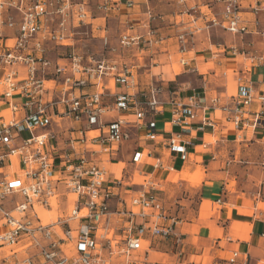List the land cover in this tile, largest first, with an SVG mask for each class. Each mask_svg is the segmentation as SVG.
I'll return each instance as SVG.
<instances>
[{"label": "built area", "instance_id": "1", "mask_svg": "<svg viewBox=\"0 0 264 264\" xmlns=\"http://www.w3.org/2000/svg\"><path fill=\"white\" fill-rule=\"evenodd\" d=\"M120 1L97 0L96 7L106 12L111 3ZM216 1L221 7L219 18L214 16L201 27L186 26L177 35L180 52L187 50L186 44L196 32L213 26L232 35L249 33L250 24L256 26L257 20L243 18L246 7L253 15H264V0H253L247 6L242 0ZM174 2L182 7L186 0ZM133 4V0L125 1L129 8ZM91 12L88 0H0V28L15 31L10 38L0 31V94L8 110L6 117L0 115V252L6 249L7 254L1 259H9L12 264H109L112 257L125 259L127 264H156L149 262L145 253L142 257L135 255L142 250L147 234L180 242L176 228L181 220L167 213L154 192L119 197L123 208L111 210L109 201L122 180L107 176L92 157L96 149L90 153L83 150L85 145H92L111 157L129 139L130 126L124 118L103 122L110 111L128 113L133 109L134 119L147 129V139L158 137L155 122L148 120L147 115L155 111L159 88L151 85L148 99L137 101L138 81L133 65L72 48L74 29L90 24ZM182 12L190 15L192 22L206 16L195 1ZM147 13V20L142 23L145 32L121 33L118 48L152 47L159 41L151 23L162 19V15L151 10ZM101 39L103 46L108 47V37L103 35ZM49 44L70 48L64 56L65 63L52 64L45 54ZM118 48L111 46L109 50L115 52ZM228 50L237 53L236 47ZM252 59L263 61L264 48ZM17 66L24 68L21 74ZM104 77L125 89L115 95L112 104L102 102ZM247 82L238 84L230 106L221 104L216 94L207 105L206 97L197 92L174 102L170 123L180 130L166 139L167 148L185 156L192 139L184 140L183 135L190 132L198 111L208 106L227 110L233 126H243L246 108L253 102L264 104V94L256 93ZM91 86L96 88L89 90ZM53 116L78 125L70 127L78 135L70 139L74 145L62 158L54 150L57 132L52 127ZM253 124L258 125L259 119ZM204 126L202 120L196 128L203 130ZM36 130L40 132L35 134ZM24 131L30 136L20 139ZM139 157L140 152L136 151L132 161ZM158 164L157 161L154 168ZM69 194L75 197L69 212L50 222L42 221L38 209L49 211L53 203L66 202ZM8 197L11 199L6 203ZM17 245L27 252L25 256H17ZM227 261L246 264V256L233 251Z\"/></svg>", "mask_w": 264, "mask_h": 264}, {"label": "crops", "instance_id": "2", "mask_svg": "<svg viewBox=\"0 0 264 264\" xmlns=\"http://www.w3.org/2000/svg\"><path fill=\"white\" fill-rule=\"evenodd\" d=\"M88 1L92 19L90 24L74 29L70 40L72 48L76 52H95L100 58L117 59L133 65L138 81L137 101L148 99L151 85L159 88L155 94V111H149L147 115L148 120L155 122L154 132L158 135L155 140L147 139V129L134 119L133 109L128 113L110 111L104 115L103 122L124 118L130 126L129 139L123 141L111 157L92 145H85L83 149L87 153L96 149L92 157L105 169L107 176L122 180L109 201L111 210L123 208L119 197L128 198L136 192L151 191L162 196L165 209L171 212L177 209L181 216L176 228L179 243L176 244L174 238L161 240L147 234L142 250L135 255L142 257L145 253L147 260L156 264H229L227 260L231 253L237 251L246 256V264H264V104L251 103L243 115L246 120L239 128L233 126L227 110L210 106L199 110L190 132L183 135L184 140L192 139L184 157L171 152L165 142L180 130L170 123L173 103L184 100L193 92L204 95L207 105L208 99L216 94L220 96L221 104L228 106L232 105V97L238 92L240 82L249 81L256 93L264 94V60H250V57L260 55L264 48V15L261 12L253 15L246 7L243 18L257 20L256 26L250 24L249 33L237 35L239 39L236 40L235 35L223 31L230 36L219 43L211 37L216 30L213 26L196 32L191 39V49L180 52L179 31L191 25L201 27L214 16L219 18L221 7L216 0H186L182 7L177 4L178 7H171L172 3H167V0H133L130 8L125 5L126 0H121L119 4L111 3L106 12L97 9V0ZM194 1L206 16L197 17L192 22L191 16L182 11ZM208 1L209 5L205 4ZM252 1L242 0V4L247 6ZM149 10L162 15V19L151 23L159 41L152 47L141 45L124 49L127 55L125 51L111 52L109 47L114 46L113 40L118 45L121 33L145 32L142 23L147 20ZM110 20L117 24L118 32L114 34ZM0 31L6 38L15 33L6 28H0ZM82 34L87 37L80 36ZM103 35L108 37V47L102 44ZM97 40L101 42L100 50L93 46ZM237 45L242 51L230 53L228 49H237ZM68 49L49 44L45 54L52 64H63ZM192 50L193 57L185 62L182 60V69L173 65L177 54L185 55ZM17 70L21 74L24 68L17 66ZM190 72H195L199 79L186 80ZM238 78H241L240 82ZM102 82L105 87L104 104H112L115 95L125 91L117 82L110 86L109 77H104ZM95 88L91 86L88 89ZM7 111L0 94V115L6 117ZM256 118L259 119L258 125L253 124ZM52 120L53 130L57 132L55 154L62 158L74 145L70 139L78 135L76 131H70V127L78 125L55 116ZM202 120L205 126L199 130L196 127ZM24 132L26 135L21 136L22 132L20 139L30 136V132ZM39 132L36 130L34 133ZM136 151L140 152V157L133 162ZM157 161L159 164L154 168ZM185 168L192 174L200 170L202 178L198 184L179 177ZM66 196V202L53 203L49 211L38 209L42 221L50 222L57 215L69 212L75 204V197ZM17 249L18 257L26 255L27 252L19 245ZM6 251L0 252V264H12L9 259H1ZM114 258L109 260V264ZM33 260L36 261L35 258Z\"/></svg>", "mask_w": 264, "mask_h": 264}, {"label": "rangeland", "instance_id": "3", "mask_svg": "<svg viewBox=\"0 0 264 264\" xmlns=\"http://www.w3.org/2000/svg\"><path fill=\"white\" fill-rule=\"evenodd\" d=\"M172 3V5H171V7H173V5H174V7H178L176 4H175V2H173L172 0H167V3ZM208 3V5H209V3H210V1H208L207 2ZM94 8V7H93ZM204 10H205V7L203 8ZM95 11H96V8H95ZM243 11H244V9H243ZM99 12V11H98ZM109 25H110V29H111V32H112V34H114V33H116V32H118V30L116 29L117 28V24H116V21H114V20H110V22H109ZM214 28H216V30L215 31H213V34L211 35V37L214 39V41H216V42H219V43H223L224 41H226L227 39H229V34H226V33H224L223 31L224 30H222L219 26H215ZM184 30V28L183 29H181L180 31H179V33L180 32H182ZM205 31L206 30H209V29H204ZM80 36H83V37H87L85 34H82V35H80ZM114 36V35H113ZM235 38H236V40H238L239 38H238V36L237 35H235L234 36ZM192 42L191 41H189L187 44H186V49H191V44ZM237 44H238V42H237ZM113 45L116 47L117 46V48H118V45H117V41L116 40H113ZM93 46L97 49V50H100V47H101V42L100 41H94L93 42ZM117 51H119V52H122L123 53V51H125V53L124 54H126L127 55V50H124L123 48H118L115 52H117ZM240 52V51H242V49H239V46L237 45V52ZM99 52V51H98ZM194 53V51L192 50V51H190L188 54H185V55H182V54H177L176 55V57H175V60H174V62H173V65L174 64H176V65H178L181 69H182V60L185 62V61H187L189 58H191V57H193V54ZM65 54H66V52H65ZM95 57H97V58H100L99 56H98V54L97 53H95L94 52V54H93ZM239 58V57H238ZM240 59V58H239ZM183 62V63H184ZM127 64H129V63H127ZM130 65V64H129ZM246 65H249V62H247L246 63ZM178 72V71H177ZM188 77H186L185 79L187 80V79H190V80H192V79H194V78H197V79H199V76L198 75H196V73L194 72V73H192V72H190V73H188ZM196 82V81H195ZM113 85V81H111L110 82V86H112ZM91 134H94V133H91ZM26 134H25V132H23L22 134H21V136H25ZM200 172V170L198 169L195 173H197V172ZM136 179H137V176H136ZM160 193V192H159ZM159 197H161V200H163V198H162V196L160 195ZM10 199H11V197H8L7 199H6V203H8L9 201H10ZM163 202V201H162ZM164 205H165V203H163ZM7 207L9 208L10 207V205H7ZM167 210V212L171 215V216H174L175 218H178V219H181V216L180 215H178V210L176 209V210H174L173 212H171L168 208L166 209ZM111 264H127V262L125 261V259H120V258H118V257H116V258H114V260H112L111 261Z\"/></svg>", "mask_w": 264, "mask_h": 264}, {"label": "bare ground", "instance_id": "4", "mask_svg": "<svg viewBox=\"0 0 264 264\" xmlns=\"http://www.w3.org/2000/svg\"><path fill=\"white\" fill-rule=\"evenodd\" d=\"M179 177L181 179L188 180L193 184L194 183L198 184L202 178V173L198 171L197 173L192 174V172L191 173L189 172L188 168H185V169L180 171Z\"/></svg>", "mask_w": 264, "mask_h": 264}]
</instances>
